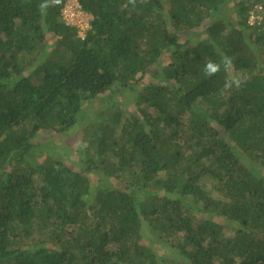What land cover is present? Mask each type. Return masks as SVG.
Wrapping results in <instances>:
<instances>
[{
  "label": "trees",
  "instance_id": "1",
  "mask_svg": "<svg viewBox=\"0 0 264 264\" xmlns=\"http://www.w3.org/2000/svg\"><path fill=\"white\" fill-rule=\"evenodd\" d=\"M77 1L0 0V264H264V0Z\"/></svg>",
  "mask_w": 264,
  "mask_h": 264
},
{
  "label": "rangeland",
  "instance_id": "2",
  "mask_svg": "<svg viewBox=\"0 0 264 264\" xmlns=\"http://www.w3.org/2000/svg\"><path fill=\"white\" fill-rule=\"evenodd\" d=\"M232 12H233V10L230 9L228 11V14H230V13L232 14ZM64 18L67 20V22L74 24V25H77L79 27V30L77 32V34L79 36H85L86 35L85 32L89 28H91V20L93 19V16H92V14L83 11L80 8V5L78 3L76 4L74 0H68V3H66L65 8H64ZM49 42H50L49 46L52 47V44H53V43H51L52 41H49ZM238 73H239L238 74L239 76H240V74L243 75L242 72L241 73L238 72ZM99 104L100 103L95 102L93 109L98 110ZM106 104L109 105L108 103H106ZM137 106H138V104L134 100H132L128 104L129 109L137 110L138 109ZM37 149L38 148L36 147V150ZM209 189H210V191L214 192V195H216V196L218 195V193L213 189V187L210 183H208V190Z\"/></svg>",
  "mask_w": 264,
  "mask_h": 264
},
{
  "label": "clouds",
  "instance_id": "3",
  "mask_svg": "<svg viewBox=\"0 0 264 264\" xmlns=\"http://www.w3.org/2000/svg\"><path fill=\"white\" fill-rule=\"evenodd\" d=\"M74 1H75L76 4L77 3L79 4V2L77 0H74ZM58 2H59V0H57V3ZM130 2L135 3V0H130ZM46 7H47V4H41L40 5V8H41L42 11ZM221 63L224 64L225 69H227L230 66V64H231V59L226 57V58L222 59ZM219 67H220L219 64H216V63H213V62H208L205 65L204 73H205L206 76L207 75H213L219 70ZM241 83H242V81L240 79H231V80L226 82V87H232L234 85L235 87L238 88V87H240Z\"/></svg>",
  "mask_w": 264,
  "mask_h": 264
},
{
  "label": "built area",
  "instance_id": "4",
  "mask_svg": "<svg viewBox=\"0 0 264 264\" xmlns=\"http://www.w3.org/2000/svg\"><path fill=\"white\" fill-rule=\"evenodd\" d=\"M264 18V2L255 5V8L251 11V20Z\"/></svg>",
  "mask_w": 264,
  "mask_h": 264
}]
</instances>
